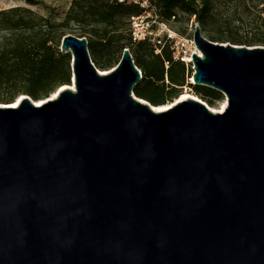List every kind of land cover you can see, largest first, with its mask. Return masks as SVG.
Returning <instances> with one entry per match:
<instances>
[{
    "label": "water",
    "instance_id": "obj_1",
    "mask_svg": "<svg viewBox=\"0 0 264 264\" xmlns=\"http://www.w3.org/2000/svg\"><path fill=\"white\" fill-rule=\"evenodd\" d=\"M193 39L222 112L155 111L129 49L101 73L72 34L70 85L0 104V264H264V46Z\"/></svg>",
    "mask_w": 264,
    "mask_h": 264
},
{
    "label": "trees",
    "instance_id": "obj_2",
    "mask_svg": "<svg viewBox=\"0 0 264 264\" xmlns=\"http://www.w3.org/2000/svg\"><path fill=\"white\" fill-rule=\"evenodd\" d=\"M155 1L164 21H170L174 15L177 21L180 11L195 16L201 31L206 33L215 20L220 0ZM231 1L234 0H226ZM261 11L264 13V6ZM139 12L137 6L119 0H72L64 20L56 23L44 17L35 20L26 15L31 13L29 10L19 7L0 10V31L11 33L12 37L10 42L0 45V104H11L19 95L43 100L61 86L70 85V54L59 50V42L66 34H57L58 29L67 28L70 23L77 28L76 36L87 39L91 61L100 69L116 66L119 53L129 49L135 66L142 72L133 89L136 97L152 105H164L176 98L187 85V68L172 59L168 47L155 54L149 42L132 40L129 19ZM17 31L22 33L15 34ZM256 43L264 46V36ZM188 86L208 106L222 97L219 91L207 86Z\"/></svg>",
    "mask_w": 264,
    "mask_h": 264
},
{
    "label": "rangeland",
    "instance_id": "obj_3",
    "mask_svg": "<svg viewBox=\"0 0 264 264\" xmlns=\"http://www.w3.org/2000/svg\"><path fill=\"white\" fill-rule=\"evenodd\" d=\"M34 4L28 3V0H0V10H8L10 8L19 7L21 9H27L31 13L26 14L35 20L39 18H48L52 22H62L70 9L72 0H34ZM264 4L262 0H234L233 2H226V0H220L215 8L216 17L213 23L208 27L206 33L202 32V35L215 43L232 44L239 46L260 47L261 45L256 42L264 36V13L261 11ZM178 20L172 22L170 27L176 30L180 34H186L192 17L189 14L177 12ZM77 34V28L73 23H70L67 28H60L57 30V34ZM22 32H15L19 34ZM212 38H215L211 40ZM12 39L11 33L0 31V45L10 42ZM62 39V38H61ZM60 44V42H59ZM263 47V46H261ZM134 48V45L131 47ZM119 53V57H121ZM105 60V58H103ZM100 72H105V69H100L95 66ZM110 69V68H109ZM192 71L189 68L188 77L192 78ZM184 92L193 93L192 88L186 85L182 87L176 98L171 101H167L165 104H175L176 99ZM23 95H19L15 98L14 102ZM52 95L48 97L50 99ZM200 99V98H199ZM226 100L224 96L219 100L213 102V106H208L214 112L220 111L223 107V102Z\"/></svg>",
    "mask_w": 264,
    "mask_h": 264
},
{
    "label": "built area",
    "instance_id": "obj_4",
    "mask_svg": "<svg viewBox=\"0 0 264 264\" xmlns=\"http://www.w3.org/2000/svg\"><path fill=\"white\" fill-rule=\"evenodd\" d=\"M119 2L132 4L140 9L138 14L129 19L133 41L149 42L154 47L155 54H160L163 47H168L172 59L182 62L187 68V74L189 68L194 73L191 54L202 56L193 39L195 26L198 25L195 16H191L192 21L187 33L180 34L170 27V24L176 21L175 15L170 21H164L155 0H119ZM186 83L193 84L192 78L187 76Z\"/></svg>",
    "mask_w": 264,
    "mask_h": 264
},
{
    "label": "bare ground",
    "instance_id": "obj_5",
    "mask_svg": "<svg viewBox=\"0 0 264 264\" xmlns=\"http://www.w3.org/2000/svg\"><path fill=\"white\" fill-rule=\"evenodd\" d=\"M101 73H105V72H101ZM65 87H66V85L61 86L56 92H54L53 94H51V95H52L51 98H54V97L56 96V93H57L58 91L64 89ZM21 98H22V96H21L19 99H17L15 102H13V103H12V106H13V107L16 106ZM188 98L199 99V97H197L196 95H194V94L191 93V92H184V93H182V94L179 96L178 99H176L175 103L178 102V101L186 100V99H188ZM42 102H43V101L38 100V101L36 102V104H37V105H40ZM172 105H173V104H170V103H168V104H164L163 106H160V107H158V108H154V110H155V111H163V110L168 109V108H169L170 106H172ZM225 106H226V100H224V102H223V107L221 108L220 111L224 110Z\"/></svg>",
    "mask_w": 264,
    "mask_h": 264
}]
</instances>
